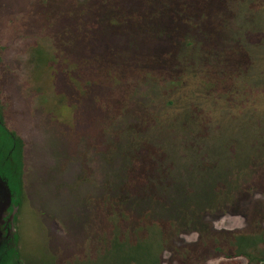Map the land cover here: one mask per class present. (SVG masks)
Segmentation results:
<instances>
[{"label":"rangeland","instance_id":"1","mask_svg":"<svg viewBox=\"0 0 264 264\" xmlns=\"http://www.w3.org/2000/svg\"><path fill=\"white\" fill-rule=\"evenodd\" d=\"M99 1L0 0L1 112L25 143L17 264H180L264 199V0L129 4L147 38L128 61L64 42Z\"/></svg>","mask_w":264,"mask_h":264},{"label":"flooded vegetation","instance_id":"2","mask_svg":"<svg viewBox=\"0 0 264 264\" xmlns=\"http://www.w3.org/2000/svg\"><path fill=\"white\" fill-rule=\"evenodd\" d=\"M234 58L237 59L238 57ZM1 98L0 94V156L3 151V146L1 147V145L9 142L13 148L12 152H14L12 158L9 159V163L12 164L14 154L18 153L21 161L19 170L20 178L23 179L25 143L23 139L17 135L15 129L5 121L1 112ZM9 170L12 171V169ZM254 170H257V168ZM256 172L258 173L259 171ZM7 175L0 172V181H2L6 187L8 185L7 178H9L10 174ZM249 190V187L246 186L242 187L241 192L246 194L249 193ZM10 195L12 197V194ZM4 198L5 195L0 192V202L1 200L3 201ZM14 207L16 209L13 215H11V220L15 218L16 213L19 210V206L17 205L7 208V216L3 218V223L1 224L5 239L1 249L4 252L9 239L13 238L14 235L17 236L15 230L11 232V228L9 227L11 221L8 219V215ZM243 215L247 219L249 225L246 230H226L227 234L222 237H213L209 240L199 238L195 242L187 243V250L185 249L186 251L181 255L180 264H238L237 260H242L243 264H258L260 261L264 262V231L262 229V225L264 224V199L256 201L252 200V203L245 208ZM18 255L17 252L13 264H17Z\"/></svg>","mask_w":264,"mask_h":264},{"label":"trees","instance_id":"3","mask_svg":"<svg viewBox=\"0 0 264 264\" xmlns=\"http://www.w3.org/2000/svg\"><path fill=\"white\" fill-rule=\"evenodd\" d=\"M126 1L123 0L122 2V0H100L99 3L96 2L94 4V7L87 6L84 7L83 9L80 8L81 11L79 12L78 19H76L77 22L74 21L75 19L72 20V22L76 27L75 28L76 30H74L71 26H69L68 31L72 34H68L66 38L64 37L63 38L64 42L67 45L72 44L73 42L81 43L82 41H86V40H88L89 43H91L90 39H92V40H96V42H92L93 45L90 44L91 46H96L97 44H107L109 47L120 46L121 49L125 51V58L128 61L127 56L130 55L133 57L135 56L136 49L134 48L136 46L141 47L142 43L147 38V35L144 30L133 29L131 26L132 23L129 22L128 15L125 13L127 12V8L131 7L129 4H133V7H139L141 10H144L143 8L146 5V3L144 0H126ZM90 9H93L94 10L93 13L95 12V14H91ZM121 12L124 13L122 14ZM121 22H123V26H120ZM132 34H134L137 37V40H135ZM160 38L162 39V35L160 36ZM133 41L135 43H132ZM127 51H129V53L126 55ZM208 81L211 82V80ZM2 146H3V151L0 156V172L6 175L10 174L9 178H7L8 179L7 190L9 191L10 194H12V191H10L11 180L16 179V181H19L20 179V188H21L22 178H20V171H19L21 166V161L18 153H15L13 156L14 160L12 164H10L9 159L12 158V154L14 153L12 152L13 148L9 144V142H7L4 145H1V147ZM9 169H12V171ZM9 198H10V204L8 208H11L12 206H14L12 204L13 196L11 197L10 195ZM14 208L11 211V214L14 213ZM16 242H17V236L14 235L13 238L9 239L5 252L1 249L2 252V256H1L2 259L0 258L1 264H13L15 262V257L17 254V251L15 249ZM140 256L136 255V257L134 256L131 260H126L122 264H133V262L134 264H143V263L149 264V261L147 260H149L150 258H147L145 256L144 262H140L139 259Z\"/></svg>","mask_w":264,"mask_h":264},{"label":"water","instance_id":"4","mask_svg":"<svg viewBox=\"0 0 264 264\" xmlns=\"http://www.w3.org/2000/svg\"><path fill=\"white\" fill-rule=\"evenodd\" d=\"M9 204H10V198L7 200V204H6V208H8V206H9ZM3 222V221H2ZM3 241H4V238H3V236L1 235V237H0V247L2 246V244H3ZM1 256H2V252H1V250H0V258H1Z\"/></svg>","mask_w":264,"mask_h":264}]
</instances>
